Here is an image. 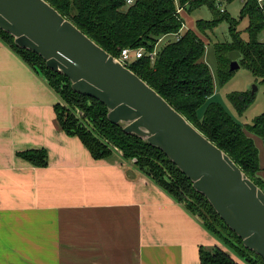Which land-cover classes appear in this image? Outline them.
I'll use <instances>...</instances> for the list:
<instances>
[{
    "label": "crops",
    "instance_id": "0c3cea01",
    "mask_svg": "<svg viewBox=\"0 0 264 264\" xmlns=\"http://www.w3.org/2000/svg\"><path fill=\"white\" fill-rule=\"evenodd\" d=\"M58 102L0 39V264H199L218 245L200 219L120 153L92 157ZM28 149L46 165L17 155Z\"/></svg>",
    "mask_w": 264,
    "mask_h": 264
},
{
    "label": "trees",
    "instance_id": "16d2710c",
    "mask_svg": "<svg viewBox=\"0 0 264 264\" xmlns=\"http://www.w3.org/2000/svg\"><path fill=\"white\" fill-rule=\"evenodd\" d=\"M45 1L113 57L117 58L124 47L143 48L142 56L126 62L125 66L225 152L264 191V165L259 163L258 149L251 136L262 138L264 146V112L243 126L235 122L221 104L211 100L216 86L232 76L234 71L229 70L232 60L264 84V40L259 38L264 29V1L260 6L256 0L244 2L241 17H248V39L243 40L237 30V21L225 11L216 9L214 0H177L188 10L207 4L215 11L213 19L197 21L201 33L221 21L228 24L230 41L212 46L216 60L213 73L204 61L205 42L197 32L182 29L183 20L176 12L174 0H133L130 5H126V0ZM179 31V39L167 40L157 47L163 40L159 41L161 37ZM0 39L44 76L60 98L55 105L59 126L66 133L77 135L92 157L103 158L110 155L114 147L121 149L123 158L134 159V165L141 172L177 202L184 203L190 213L198 214L204 228L224 245L200 246L199 264H264L261 256L243 246L241 238L162 150L138 135L123 132L120 124L111 123L107 118L108 109L102 102L73 91L65 75L47 68L44 59L36 53L18 47L11 34L0 29ZM155 47V56L151 59L149 53ZM233 53L239 57L236 59ZM253 97L249 91H234L227 95L239 114L252 103ZM61 100L80 111L77 114L69 112L61 105ZM17 155L33 165H46L44 149H28Z\"/></svg>",
    "mask_w": 264,
    "mask_h": 264
},
{
    "label": "water",
    "instance_id": "95a60500",
    "mask_svg": "<svg viewBox=\"0 0 264 264\" xmlns=\"http://www.w3.org/2000/svg\"><path fill=\"white\" fill-rule=\"evenodd\" d=\"M0 29L65 75L73 91L102 102L123 132L162 150L243 246L264 259V191L152 87L45 0H0ZM238 67L230 61V71Z\"/></svg>",
    "mask_w": 264,
    "mask_h": 264
},
{
    "label": "rangeland",
    "instance_id": "374dc122",
    "mask_svg": "<svg viewBox=\"0 0 264 264\" xmlns=\"http://www.w3.org/2000/svg\"><path fill=\"white\" fill-rule=\"evenodd\" d=\"M246 0H223L222 8L225 10V13L230 17L237 21V30L240 31L241 37L243 40L248 39L247 26H248V17H241V10L243 8L244 2ZM176 6L179 5L178 1L175 2ZM217 2H215L214 6L218 9ZM258 4V3H257ZM259 5V4H258ZM260 6V5H259ZM219 10V9H218ZM215 11L212 10L207 4H203L194 9L188 10L183 9L180 12V17L183 20L182 29L183 30H192L197 32L201 39L205 42L206 52L204 61L208 64L210 71L213 73L216 65L215 54L213 51L214 43L228 42L230 41V36L228 32V24L225 21L219 22L212 29H208L205 33H201L198 31L196 23L199 20L208 21L213 19V13ZM259 38L264 40V29L260 32ZM174 36L167 35L163 38L161 42L158 43V48H160L167 40H173ZM233 56L237 59L239 56L237 53H233ZM256 86V90L254 92V97L252 103L239 114L235 108L232 106L231 102L228 100V93L234 91H251L252 86ZM211 100L217 101L219 104L223 106L225 111L229 114V116L240 125L250 124L252 120L262 112H264V84H262L259 79H256L252 76V74L244 67L240 66L238 69L234 70L232 76L222 85H217L214 95L211 97ZM61 105H64L65 108L69 112L78 113L80 111L79 108L74 106L73 104H68L64 100H61ZM251 135V134H250ZM254 139V143L258 149L259 163L261 166L264 165V146L262 138L251 135ZM120 154L122 156V150L118 148ZM113 151L116 150L113 148ZM130 162H134V159H128ZM135 166V165H134ZM137 169L138 167L135 166ZM166 167V166H165ZM167 168V167H166ZM165 168V169H166ZM139 170V169H138ZM170 173V170H168ZM184 204V203H183ZM196 216L200 219L196 213ZM225 233V230H222ZM227 233V232H226ZM218 245L224 247L221 241L217 238Z\"/></svg>",
    "mask_w": 264,
    "mask_h": 264
},
{
    "label": "built area",
    "instance_id": "2783aa9c",
    "mask_svg": "<svg viewBox=\"0 0 264 264\" xmlns=\"http://www.w3.org/2000/svg\"><path fill=\"white\" fill-rule=\"evenodd\" d=\"M174 1L176 2L177 0H174ZM263 1L264 0H256V2L259 5H261L263 3ZM132 2H133V0H126V5H130V4H132ZM215 2L218 3L216 7L219 9L220 12L225 11L222 8V2H223V0H214V4H215ZM183 9H184V7H182L180 5L176 6V12L178 14H180L181 10H183ZM180 35H181V31L176 32V33H173L172 36H174L175 39H179ZM162 39H163V37H161L159 39V41L162 40ZM155 52H156V47L154 48L153 51H151L149 53V57L151 59H153V57L155 56ZM143 53H144V49L143 48L133 49V48H129V47H124V48H121L120 49L119 56L117 58L115 57V59L117 61H119L120 63H122L123 65H126V62H128V61H130L132 59L141 57ZM114 149L116 150V152L120 153V151L118 150V148L114 147Z\"/></svg>",
    "mask_w": 264,
    "mask_h": 264
}]
</instances>
